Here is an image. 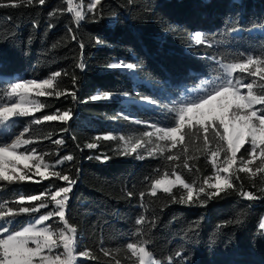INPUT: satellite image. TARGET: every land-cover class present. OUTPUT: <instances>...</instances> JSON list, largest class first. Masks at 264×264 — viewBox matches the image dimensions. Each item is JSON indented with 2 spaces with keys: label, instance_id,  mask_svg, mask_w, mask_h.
Wrapping results in <instances>:
<instances>
[{
  "label": "trees",
  "instance_id": "1",
  "mask_svg": "<svg viewBox=\"0 0 264 264\" xmlns=\"http://www.w3.org/2000/svg\"><path fill=\"white\" fill-rule=\"evenodd\" d=\"M90 2L73 0L86 17L79 24L75 15L67 11V0H46L43 6L23 3L0 7V103H8L3 93L11 83L46 79L56 71L62 75L57 78L55 90L76 95L75 99L71 95L59 99L39 97L45 107L12 124L14 136L29 128L22 138L32 143L25 145L22 152L36 148V154L50 166L61 157L73 156L72 161L53 169L76 181L66 205V217L77 229L76 263L115 264L119 260L120 264H138L126 245L147 240L144 247L160 264H264V231L259 228L264 217V172L255 176L236 172L240 179L233 178V189L209 198L208 194L216 189L208 187L204 180L214 183L216 171L207 149L214 148L215 141L206 147L201 134L199 139L186 136L184 144L178 143L175 148L163 141L150 144L143 136L148 128L134 126L118 116L125 113L143 123L165 126L173 122L174 113L168 109L198 95L202 82L222 77V64L240 62L249 55L264 58V0H102V6L91 12ZM8 3L9 0H0V4ZM233 28L239 31L233 32ZM196 31L204 35L207 44L192 43ZM97 39L103 43L97 44ZM121 60L138 65L134 77L109 67ZM81 63L84 69L78 67ZM106 94H127L134 100L150 97L160 107L136 103L125 107L115 98L90 99ZM56 109L70 110L72 118L66 123L30 124L34 118ZM105 134H124L142 144L135 153L122 155L118 138L96 139ZM60 138L62 145L52 143ZM5 143L8 142L0 138V145ZM88 143L98 147L88 149ZM148 146L155 148V154H149ZM137 154L144 158L138 159ZM168 155L179 158L168 161ZM185 160L188 168L184 167ZM258 165L259 159L252 165L253 172ZM173 170L193 187L191 203L173 201L172 197L175 201L187 197L181 184L173 186L170 194L159 190L155 197L151 196L152 182L165 177L175 179ZM38 180L41 178L0 181L4 210L11 207L16 211L20 195L66 186L59 180L36 183ZM201 186L204 193L199 192ZM242 191L258 198L249 201L240 194ZM128 192L133 195L129 197ZM141 192L145 193L143 197ZM54 207L50 204L35 216ZM142 216L147 221L143 227L136 224ZM10 219L13 222L9 226L19 230L33 216L16 214ZM47 224L54 230L63 227L58 218ZM101 249L110 255L104 256ZM85 250L96 258L81 256Z\"/></svg>",
  "mask_w": 264,
  "mask_h": 264
},
{
  "label": "snow or ice",
  "instance_id": "2",
  "mask_svg": "<svg viewBox=\"0 0 264 264\" xmlns=\"http://www.w3.org/2000/svg\"><path fill=\"white\" fill-rule=\"evenodd\" d=\"M23 3L32 5H45L46 0H9L7 5L0 4V7L10 6L18 7ZM68 12H73V0H67ZM97 6H102V0H91L88 6V10L91 12L97 9ZM56 13H50L55 15ZM85 15L81 11H75V19L77 24L85 19ZM95 18V17H93ZM52 27V25H49ZM70 33L73 31L71 28L68 30ZM233 32H238L239 29L233 28ZM72 39L76 37L73 34ZM97 44L103 42L97 39ZM192 43L195 45H205L206 41L204 35L200 31L194 33ZM208 46H211L210 44ZM80 48L83 49L84 45L81 43ZM135 59V56H134ZM79 68L84 69V64L78 65ZM111 69H125L129 73H134L138 68L135 63H129L121 60L120 62L111 63L109 65ZM224 75L217 77L212 81L202 82V88L198 95L194 98L190 97L181 102L178 106L169 108L170 113H174L172 117V123L165 126H158V123H150L149 127L153 131H145L144 137L151 138L154 134L157 140L165 142V145H170L175 148L177 144H184L185 137L189 139L193 137L199 139L203 134L204 144L207 147L208 144L215 141L214 148H208L210 152V158L212 166L215 168V183H209L207 179L204 180V184L210 188L216 189L215 192L208 194L209 198L217 197L221 192H225L227 189H233V178L240 179L236 175L239 173H251L253 176L258 172H264V58L247 56L246 59L240 62L227 63L221 65ZM239 72V76H234L233 73ZM62 73L60 71L53 72L49 78L46 79H22L19 82L11 83L7 91L3 93V97L9 101H13L9 104H2L0 106V128L8 132L9 136L12 134L9 130V124L7 123L11 117H28L34 112H39L45 107L44 103H34L27 100L28 95L35 90L36 95L39 97H55L59 99L64 95H71L73 99L76 98L74 92H62L55 90L57 85V78ZM67 75V73H64ZM251 78L250 82H246ZM73 84L76 83V78L72 77ZM242 89H247L246 93L242 92ZM19 98L20 102H15L13 98ZM127 99V94H125ZM91 101L99 100H111V95H93L90 97ZM2 100V98H0ZM147 105L160 107L156 99L150 97H141ZM213 101L217 104L214 106ZM32 104V106H25V104ZM259 105L260 107H257ZM218 109V111H217ZM189 114H195V118ZM72 118L70 110L61 111L56 109L52 114H44L40 118H34L30 121V124L39 125L42 122H63L66 123ZM119 118V117H118ZM128 120V116L123 117ZM133 123L140 124V120H133ZM147 123V122H144ZM221 128L223 129L221 131ZM194 129V131H193ZM231 129V131H230ZM64 129H62L63 131ZM29 132V128L25 127L23 131L12 140L11 144L0 145V154H4L11 150V154L24 163V167H28L29 161L39 162L34 164L36 174L39 175L41 180L35 181L40 183L42 180H59L66 183V186H57L55 190L47 188L44 192L33 195H20L16 200L17 210L9 207L7 211L4 210L3 203L0 202V264H76V256L73 255L76 247V233L77 229L70 225L66 217V205L69 200V193L72 191L75 180L67 173L63 171H49V164L44 163V157L38 156L36 148H26L18 155L16 149L21 145H30L32 141L30 139H22L25 133ZM51 139V137H48ZM97 140H114L117 137L111 134H105L102 137L98 136ZM121 141L125 140L123 136L119 137ZM52 143L56 145H62L63 139L53 140ZM248 144V148H244L245 144ZM126 147L122 155H130L135 153L137 148L141 147L142 141L138 140L131 145V153L128 151V142L125 141ZM88 149H96L98 145L96 143H88L86 145ZM244 148V152L241 153V149ZM182 151H185L182 149ZM163 152V148H161ZM221 153H223V159L221 160ZM238 153L240 155L238 156ZM152 155V153H149ZM90 159L92 157H89ZM101 159L100 156L95 157ZM105 160L107 156L103 157ZM138 159L144 157L137 154ZM179 157L168 155L166 159L173 161ZM259 159V165L256 167L255 172L252 170V165ZM73 156L67 155L58 159L52 167L57 168L64 164L65 161H72ZM220 160L219 165L217 161ZM239 161V167L236 168ZM10 163L12 165V172L9 173L4 165ZM184 167L188 168L187 160L184 162ZM235 168V172L233 169ZM43 169V170H41ZM191 169H189L190 171ZM221 173L227 175H221ZM175 181L164 179H156L151 185V196L157 195V189L162 188L164 193H171V185L179 183L187 190V197H181L179 201H175V197H172L174 202L186 204L193 201V187L186 183L181 175L176 174ZM33 177L26 173L21 172L17 168L15 161H5L0 156V181L12 182H25L32 181ZM147 179V177H146ZM200 193L205 192L204 187L199 188ZM264 192V189H261ZM244 198L249 201L255 200L256 197L252 192L242 191L240 193ZM132 192H128V196L131 197ZM145 193L141 192L140 196L143 197ZM50 204H54L55 207L38 217L36 213L41 209L48 208ZM16 214H29L33 216V220L28 226L22 227L19 230L10 227L12 224V217ZM58 218V222L63 227L58 230H54L52 225L46 222ZM147 223L142 216L136 220V224L144 226ZM151 225L155 226V220L151 222ZM259 228L264 229V222L259 223ZM140 235V232H137ZM29 242L36 246L29 247ZM147 240H141L138 243L129 242L126 247L130 250L133 257H137L138 264H156L152 260V254L144 247L147 244ZM63 248V252L55 257L44 255V250L47 249L49 253H52L54 249ZM104 256H109L110 253L107 250L101 249ZM61 255L64 256L61 259ZM83 257H90L95 259L89 251L85 250L80 253ZM115 264H120L119 260Z\"/></svg>",
  "mask_w": 264,
  "mask_h": 264
},
{
  "label": "rangeland",
  "instance_id": "3",
  "mask_svg": "<svg viewBox=\"0 0 264 264\" xmlns=\"http://www.w3.org/2000/svg\"><path fill=\"white\" fill-rule=\"evenodd\" d=\"M73 6V14L75 15V11H79V8H78V6L77 5H75V4H73L72 5ZM193 38H194V36H193ZM193 40V39H192ZM116 62H120V61H116ZM115 63V62H114ZM120 70H123V71H125V72H127L129 75H131L132 77H134L135 75H134V73H129V71L128 70H125V69H120ZM20 80H18V81H16V82H19ZM39 81V80H38ZM246 91H247V89H242V92L243 93H246ZM39 96H37L36 95V92H35V90H33L29 95H28V97H27V100L28 101H31V102H34V103H39ZM113 98H115V99H119L120 100V102L122 103V104H124V106L125 107H127L129 104H131V103H136V104H138V105H145L146 103L144 102V101H142V100H134V99H132L131 97H128L127 96V99L125 98V96H123V97H113ZM14 100H15V102H20L19 101V98L18 97H16V98H13ZM13 101H9L8 100V103L7 104H11ZM217 104V102L216 101H213V105L215 106ZM0 106H2V103H0ZM25 106H32V104H25ZM217 111H218V109H217ZM34 113H36V112H34ZM33 113V114H34ZM32 115V114H31ZM191 117H193V119L195 118V114H189ZM118 116L120 117V118H123L124 116H128V115H126L125 113H120V114H118ZM129 117V116H128ZM19 119V117L18 116H14V117H11L10 118V120L7 122L8 124H9V130H10V132L12 133L10 136H9V134H8V132H5L4 131V129H2V128H0V138H2L3 140H6L8 143L7 144H11V142H12V140L13 139H15V137L16 136H14V134H13V132H12V124H15L16 122H17V120ZM133 120H136L135 118H132V117H129V119H128V122H129V124H133L134 126H138V127H145V128H148L147 129V131H153L154 132V130L153 129H151L150 127H149V124H147V123H140V124H136V123H133L132 121ZM230 131H231V129H230ZM121 136H123L124 138H125V140H123V141H121L120 139H119V137H121ZM119 140H120V145H119V148L121 149V150H125V147H126V144H125V141H127L128 142V145H127V147H128V151L129 152H131V145L132 144H134L136 141H134L133 139H132V137L131 136H127V135H124V134H120V135H117L116 136ZM23 139V138H22ZM148 142L150 143V144H157L158 142H159V140H157V138H156V135L154 134L151 138H149L148 137ZM247 144V143H246ZM25 145H21L20 147H18L17 149H16V153H17V155L20 153V152H22L21 151V149L24 147ZM149 147V153L151 152L152 153V155L153 154H155V148H152L151 146H148ZM139 148H137V150H138ZM0 156H2L3 157V159L5 160V161H15V163H16V166H17V168H19L20 170H21V172H23V173H26V174H28V175H31L32 177H33V179L34 178H36V177H39V175L38 174H36V170H35V168H34V164L35 163H37V162H39L38 160H36V161H29L28 162V167L27 168H25L24 167V163L23 162H21V161H19V160H16V158L11 154V150H9V152H6V153H4V154H0ZM44 163H46L45 161H44ZM46 164H48V163H46ZM4 167H5V169L9 172V173H11L12 172V165L10 164V163H5V165H4ZM239 167V161H238V163H237V166H236V168H238ZM235 169V168H234ZM41 170H43V169H41ZM49 171H54V169H53V167L52 166H50L49 167ZM221 175H227V174H224V173H221ZM32 179V180H33ZM168 180H171V181H175V179H168ZM216 182V181H215ZM214 182V183H215ZM177 184H179L178 182L177 183H175V184H173V185H171V187H173V186H175V185H177ZM159 190H163L162 188H158L157 189V191H159ZM261 222H264V217L262 218V221ZM47 223V222H46ZM29 225V224H28ZM27 225V226H28ZM263 231H264V229H263ZM36 245L35 244H33V243H31V242H29V247H35ZM63 252V248L61 247V248H58V249H54L53 250V252L52 253H49L48 251H47V249H45L44 250V255H46V256H51V257H55V255H59V254H61ZM73 255H75L76 256V253H75V251H74V253H73ZM64 258V256L63 255H61V259H63ZM76 261L78 260V257L76 256ZM153 260V259H152ZM154 261V260H153ZM156 262V261H155ZM77 264V263H76ZM156 264H160V263H157L156 262Z\"/></svg>",
  "mask_w": 264,
  "mask_h": 264
}]
</instances>
